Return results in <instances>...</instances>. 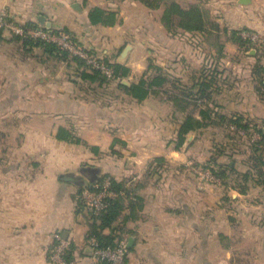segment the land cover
Instances as JSON below:
<instances>
[{
	"label": "crops",
	"instance_id": "obj_1",
	"mask_svg": "<svg viewBox=\"0 0 264 264\" xmlns=\"http://www.w3.org/2000/svg\"><path fill=\"white\" fill-rule=\"evenodd\" d=\"M115 1L0 0V7L18 22L69 30L85 47L129 67L131 74L123 79L129 84L144 74L151 61L165 68L178 45L161 21L153 19L152 9L133 0L113 7ZM93 7L117 11L120 22L91 24L88 13ZM157 51L163 55L157 56ZM43 58L34 64L53 61L56 67L50 73L38 67L45 80L37 81L41 86L34 91L36 96L31 99L21 94L18 99L48 117L63 119H24L21 138L17 134L15 143L3 147L0 264H55L50 259L55 232H62L74 245L76 264H99L88 250L90 219L78 205L77 194L104 173L131 183L143 199L133 213L126 209L116 222L119 235L129 245L126 264H199L193 259L200 250L199 215L177 205L183 203L178 196L184 169L179 163L182 149L169 145L162 120L152 119L147 129L142 119H125L127 110L123 107V113H114L113 108L120 106L105 104L92 93L95 85L87 84L63 56L45 53ZM23 81L17 82L22 92L33 83L32 79ZM150 99L141 103L148 104ZM109 112L114 119H103ZM45 125H51L49 133ZM60 127L70 129L83 143L59 139ZM10 136L5 134L6 139ZM157 157L163 160L155 162ZM193 192V187L188 190L191 198ZM202 237L207 242L210 234ZM185 251L192 253L187 259Z\"/></svg>",
	"mask_w": 264,
	"mask_h": 264
},
{
	"label": "rangeland",
	"instance_id": "obj_2",
	"mask_svg": "<svg viewBox=\"0 0 264 264\" xmlns=\"http://www.w3.org/2000/svg\"><path fill=\"white\" fill-rule=\"evenodd\" d=\"M123 1L116 0L113 7ZM178 1L184 7L198 4L209 12L220 25L219 36L224 45V52L220 55L216 45L218 40L214 35L188 33L179 29L173 31L176 34H171L177 40L178 50L175 48V54L166 60L164 69L170 80L167 88L181 93L180 97L191 103L187 110L175 108L169 100L168 89L151 95L148 104H132L123 96L125 92L118 80L99 77L95 82L86 83L95 85L92 93L102 97L105 104L120 106L119 109L113 108L114 113L116 110L121 113L127 110L125 119H142L147 129L152 119L162 120L172 147L175 146L179 125L186 115L192 113L200 117L202 110L209 109L208 126L187 136L179 158L184 169L178 196H181L183 203L177 205L179 209H189L190 212L192 209L195 215H199L200 250L194 253L193 259L199 264H264V185L258 184L259 171L264 169V0H250L247 4L240 3V0ZM1 8L0 12L3 10ZM144 10L147 11L146 8ZM6 11L11 15L10 11ZM162 11V8L152 10L153 19L160 20ZM238 37L242 39L240 42L236 40ZM27 42L26 38L0 25L2 190L3 147L15 143V135L21 138L20 133L25 130L23 120L63 119L56 115L48 117V114L39 112L41 109L38 107L21 103L18 99L21 94L31 99L36 96L34 91L41 86L37 81L45 77L38 67L48 73L51 72L50 68L56 67L53 61L40 62L39 66L34 64L37 60H45L43 56L47 52ZM158 55L163 53L157 51ZM64 60L81 74L83 68L73 58ZM27 79H32L33 83L28 84L22 92L17 82L24 83ZM201 79L214 80L208 98H198L197 88L192 90L193 85ZM184 92L192 95L184 96ZM103 119L114 117L109 112L105 113ZM236 119H241L238 125L231 121ZM50 126L45 125L47 133ZM5 134L12 135L8 137L12 141L6 139ZM223 170L225 174L221 175ZM207 173L213 178L204 176ZM246 175H249L247 179ZM192 187L194 198L188 193ZM0 195V202H3V193ZM192 200L193 205L189 203ZM115 226L119 227L116 223ZM207 232L210 237L205 242L202 234ZM202 247L209 248L208 253ZM191 254L185 251V259Z\"/></svg>",
	"mask_w": 264,
	"mask_h": 264
},
{
	"label": "trees",
	"instance_id": "obj_3",
	"mask_svg": "<svg viewBox=\"0 0 264 264\" xmlns=\"http://www.w3.org/2000/svg\"><path fill=\"white\" fill-rule=\"evenodd\" d=\"M144 4L147 8L156 10L162 8V14L160 21L165 29L170 34H176L174 30H182L184 32L192 33L199 32L201 34L216 36L218 43L217 52L222 55L224 52V45L220 41V25L219 23L210 16V13L203 9L198 4H191L188 7H184L178 0H134ZM117 11L107 10L102 7H93L89 13L88 17L93 25H105V26H114L120 22ZM12 18V17H11ZM13 19V18H12ZM26 27H36L39 26L37 23L28 22L24 23ZM54 31H60L58 29H53ZM69 33L74 39H77L69 30L62 29ZM21 38H26V42L30 45L43 48L48 54H62L64 58L67 59L68 53L61 50L57 45L53 43L44 42L41 40H36L31 37L20 36ZM78 40V39H77ZM237 41H241L240 37L236 38ZM79 41V40H78ZM80 42V41H79ZM90 52H95L91 49ZM78 65L81 66V77L84 80L90 82H95L97 78L107 79V80H118L120 81V87L123 89L125 94L129 95L133 100L137 102H142L149 98L151 95H157L162 89H168L167 86L170 83L169 75L165 72L164 67L156 64L154 61L149 62L147 70L144 74L135 82L129 84L124 83L123 79L131 74V69L121 63L111 61L107 56L103 57L105 63L111 67L114 78L108 79L104 76L99 70L91 69L84 63L83 60L79 58H73ZM167 70V69H166ZM169 72V71H168ZM212 82L214 80L201 79L196 84L193 85V89L197 88L198 98L204 99L210 97V89L212 87ZM169 95V100H171L177 110H187L188 106L191 105L188 101L180 97L181 93L177 94L171 89L167 90ZM184 96H191L192 93L184 92ZM209 109L202 110L201 116L196 117L192 113H188L186 117L182 120L177 130V136L175 141L174 148L180 150L186 143L187 136L203 128L207 127L209 124ZM203 117V118H202ZM233 123H240L241 119L231 120ZM57 137L62 140H66L72 143H83L81 138L77 137L70 129L65 127H60L57 132ZM117 140H115V143ZM93 151L98 152V148L92 147ZM163 159L157 157L155 162H161ZM215 160V159H214ZM260 167V166H259ZM258 167V169H259ZM227 168H231L228 166ZM214 172V169H211ZM209 170V171H210ZM212 172V173H213ZM219 174V173H218ZM221 175L225 174L223 170ZM258 184L264 185V169L259 171ZM250 175V173H249ZM246 175V179L249 177ZM110 178L112 189L117 192V197L110 199L109 204L105 210H103L99 215H94L93 211L87 210L89 222V231L87 239L95 238L100 247H114L121 240V236L118 233V228L115 226L117 220L121 217L123 212L126 209H130L132 213L136 209L137 205H140L143 199L134 193V186L131 183L124 181H118L110 174H102L99 176L97 183H102L104 179ZM95 183V182H94ZM93 188V183H90L86 186H82L78 194L79 195L83 189ZM243 193H245L243 191ZM78 205L80 207L83 205L82 202L78 199ZM108 230V232H106ZM73 251L74 245L72 244L68 253L67 259L73 260ZM127 261V259H126ZM106 264V263H105Z\"/></svg>",
	"mask_w": 264,
	"mask_h": 264
},
{
	"label": "built area",
	"instance_id": "obj_4",
	"mask_svg": "<svg viewBox=\"0 0 264 264\" xmlns=\"http://www.w3.org/2000/svg\"><path fill=\"white\" fill-rule=\"evenodd\" d=\"M0 25L10 28L16 35L31 37L57 45L61 50L68 53L70 58H79L91 69L99 70L108 79L114 78L111 67L103 60V55L90 52V48L82 45L65 31H54L50 27L36 26L26 27L11 18L6 10L0 12ZM199 173V172H198ZM204 176L212 177L209 173ZM117 197V192L112 189L110 178L104 179L102 183H93V188H85L78 195L82 206L86 210L93 211L99 215L109 204V200ZM54 246L51 250L50 259L55 264H76L75 260L67 259V253L72 245L62 232L53 234ZM87 246L91 257L99 264H126L129 245L126 239L119 240L114 247H100L95 238L87 239Z\"/></svg>",
	"mask_w": 264,
	"mask_h": 264
},
{
	"label": "water",
	"instance_id": "obj_5",
	"mask_svg": "<svg viewBox=\"0 0 264 264\" xmlns=\"http://www.w3.org/2000/svg\"><path fill=\"white\" fill-rule=\"evenodd\" d=\"M250 2V0H240V3H242V4H247V3H249ZM78 8V6H75V8ZM41 21H42V19H41ZM48 27H50V26H48ZM96 180H97V178H96Z\"/></svg>",
	"mask_w": 264,
	"mask_h": 264
}]
</instances>
